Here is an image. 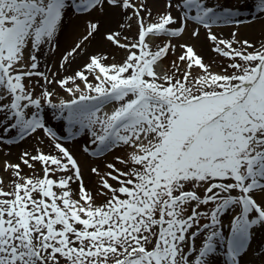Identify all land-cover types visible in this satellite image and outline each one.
Instances as JSON below:
<instances>
[{"label": "snow or ice", "instance_id": "1", "mask_svg": "<svg viewBox=\"0 0 264 264\" xmlns=\"http://www.w3.org/2000/svg\"><path fill=\"white\" fill-rule=\"evenodd\" d=\"M0 264H264V0H0Z\"/></svg>", "mask_w": 264, "mask_h": 264}, {"label": "bare ground", "instance_id": "2", "mask_svg": "<svg viewBox=\"0 0 264 264\" xmlns=\"http://www.w3.org/2000/svg\"><path fill=\"white\" fill-rule=\"evenodd\" d=\"M13 152L15 153V149L13 150ZM12 159H15V156L13 155V158Z\"/></svg>", "mask_w": 264, "mask_h": 264}, {"label": "rangeland", "instance_id": "3", "mask_svg": "<svg viewBox=\"0 0 264 264\" xmlns=\"http://www.w3.org/2000/svg\"><path fill=\"white\" fill-rule=\"evenodd\" d=\"M14 150V149H13ZM16 151V150H15ZM13 158V157H12Z\"/></svg>", "mask_w": 264, "mask_h": 264}]
</instances>
